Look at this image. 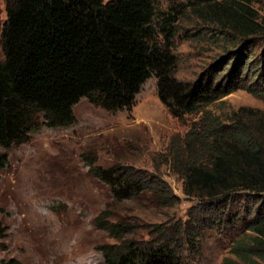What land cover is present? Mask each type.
Here are the masks:
<instances>
[{
  "label": "rangeland",
  "instance_id": "374dc122",
  "mask_svg": "<svg viewBox=\"0 0 264 264\" xmlns=\"http://www.w3.org/2000/svg\"><path fill=\"white\" fill-rule=\"evenodd\" d=\"M157 7L159 26L169 13L175 20V76L193 82L215 69L235 75L244 57L238 76L258 93L233 90L208 109L264 120V0H157ZM5 19L6 0H0V57ZM157 81L152 75L143 84L131 109L109 112L83 98L71 126L41 121L28 142L0 147L8 155L0 167V264H106L102 248L120 241L96 224L105 210L129 228L126 241L167 242L190 264H264V235L242 223L254 202L264 210V197L238 195L212 206L183 192L167 155L200 115L175 118L160 101ZM91 166L125 169L149 187L146 197L116 200ZM160 188L168 201H157Z\"/></svg>",
  "mask_w": 264,
  "mask_h": 264
},
{
  "label": "trees",
  "instance_id": "16d2710c",
  "mask_svg": "<svg viewBox=\"0 0 264 264\" xmlns=\"http://www.w3.org/2000/svg\"><path fill=\"white\" fill-rule=\"evenodd\" d=\"M158 10L157 0H6L0 147L28 142L41 121L48 127L71 126L74 106L83 98L109 112L131 109L143 84L155 75L160 101L175 118L200 115L182 140L174 138L167 155L171 170L181 177L183 192L206 198L212 206L236 201L238 195L264 197V120L208 109L233 90L258 93L238 76L246 60L237 63L235 75V70L223 75L215 69L193 82L179 80L175 20L169 13L159 26ZM244 35L246 45L249 33ZM7 163L8 155L0 153V167ZM91 167L116 200L146 197L149 187L132 181L125 169ZM163 190L157 201L169 200ZM257 204L248 207L242 223L264 235V210ZM96 219L120 241L102 248L106 264H190L167 242L139 246L126 241L123 235L129 228L114 222L108 210ZM3 264L22 263L10 259Z\"/></svg>",
  "mask_w": 264,
  "mask_h": 264
}]
</instances>
